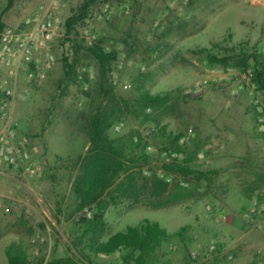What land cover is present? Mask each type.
<instances>
[{
  "label": "rangeland",
  "instance_id": "obj_1",
  "mask_svg": "<svg viewBox=\"0 0 264 264\" xmlns=\"http://www.w3.org/2000/svg\"><path fill=\"white\" fill-rule=\"evenodd\" d=\"M80 2L0 0L4 28H23L45 11L55 22L32 77L19 72L11 103L16 135L27 141L41 172L33 179L0 173V264H7L9 245L31 261L47 260L70 254L75 236L82 245L90 236L77 223L90 212L74 211L71 158L86 151V123L102 99L95 62L84 50L74 77H64L62 58L74 56L73 42L97 39L117 51L109 74L117 98H135L140 82L153 93H168L166 105L152 111L157 122L125 113L109 136L137 131L157 168L162 134L181 133V144L199 147L195 167L207 172L193 197L178 203L152 208L123 199L109 205L101 239L147 218L172 234L155 253L158 264H264V112L257 110H264V91L250 93L243 71L210 66L199 51L222 54L242 46L264 52V0H96L67 35L64 20ZM48 53L54 59L47 64ZM5 76L0 70V83ZM6 102L0 96V104ZM94 264H121L120 252Z\"/></svg>",
  "mask_w": 264,
  "mask_h": 264
},
{
  "label": "trees",
  "instance_id": "obj_2",
  "mask_svg": "<svg viewBox=\"0 0 264 264\" xmlns=\"http://www.w3.org/2000/svg\"><path fill=\"white\" fill-rule=\"evenodd\" d=\"M95 1L81 0L72 9L64 20L67 35L83 21ZM9 6L8 3L4 10ZM3 28L0 20V30ZM72 49L74 56L62 58L64 77L77 75L78 53L83 49L95 62L98 93L102 99L86 123L89 142L86 151L71 158L75 170L71 177V189L76 199L74 211L90 212L88 217L79 215L77 220L78 224L85 225L82 235L90 233V236L85 245H82L81 235L75 236L67 247L70 254L47 260L41 256L31 261L23 251L9 245L6 248L7 264H94L95 258L116 252H120L121 264H158L155 253L172 234L157 221L145 218L139 224L128 225L102 240L105 211L109 205L123 199L158 208L193 197L197 182L207 176V172L195 167L199 147L189 150L179 142L181 133L162 132L160 151L164 157L157 168H152L151 154L145 148L147 144L137 131L110 137L109 129L125 113L134 118L142 117L144 121H156L152 111L166 105L168 93H153L140 82L135 98H117L109 78L117 51L105 48L99 39L86 45L73 42ZM199 51L210 66L231 67L243 72L249 70L255 90L264 91V52L248 51L242 46H231L222 54L208 48ZM161 129L165 130V127L161 126ZM184 230L183 226L176 235H182Z\"/></svg>",
  "mask_w": 264,
  "mask_h": 264
},
{
  "label": "built area",
  "instance_id": "obj_3",
  "mask_svg": "<svg viewBox=\"0 0 264 264\" xmlns=\"http://www.w3.org/2000/svg\"><path fill=\"white\" fill-rule=\"evenodd\" d=\"M54 28V19L45 11L42 15L27 18L23 28L0 30V70H4L6 75L0 83V96L7 99L6 103L0 104V173L13 170L19 177L33 179L41 172L40 165L32 158L27 141L16 135L11 120V103L16 95L19 72L26 70L28 77H32L33 69L30 66L38 67L36 54L46 48ZM53 59V54L48 53L44 61L48 64ZM243 73L252 93L255 88L251 82V73L249 70ZM199 85L195 83L192 90L198 91ZM257 110L264 112L259 105ZM213 247L210 245L209 249Z\"/></svg>",
  "mask_w": 264,
  "mask_h": 264
}]
</instances>
